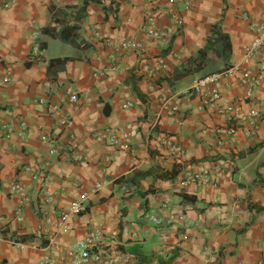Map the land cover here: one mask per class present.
Segmentation results:
<instances>
[{
  "label": "crops",
  "instance_id": "0c3cea01",
  "mask_svg": "<svg viewBox=\"0 0 264 264\" xmlns=\"http://www.w3.org/2000/svg\"><path fill=\"white\" fill-rule=\"evenodd\" d=\"M3 1L0 127L23 122L26 136L7 137L0 129V264H39L56 255L47 249L49 242L72 245L93 226L102 228L106 245L131 255L129 264H264V186L254 184L264 181V72L247 100L237 73L255 37L250 26L264 22V0H192L187 7L88 0L77 47L42 30L53 26L51 7L63 24L84 0H15L7 9ZM149 16L164 34L159 42L145 32ZM218 23L231 44L229 57L210 54L202 69L191 67L189 60ZM127 41L140 49L121 50ZM53 42L73 49L48 55ZM65 58L48 69L50 60ZM259 60L264 64V53ZM250 66L256 68L254 62ZM218 72H226L218 84L221 99L202 108L200 98L188 92L198 79ZM67 85L79 98L72 106ZM126 102L132 107L123 109ZM65 119L69 128L61 125ZM228 127L234 128L231 136L221 132ZM118 129L130 134L131 151L95 139L97 132ZM44 133L56 141V154L40 141ZM71 140L74 150L67 148ZM44 161L50 167L43 188L42 178L33 175ZM213 165L220 166L215 188L181 185L186 170ZM14 180L24 187L25 202L9 194ZM44 189L54 206L44 203ZM83 193L85 210L68 221L67 233L45 224L44 212L61 211ZM153 213L173 221L183 215L184 223L159 228L148 220Z\"/></svg>",
  "mask_w": 264,
  "mask_h": 264
},
{
  "label": "built area",
  "instance_id": "2783aa9c",
  "mask_svg": "<svg viewBox=\"0 0 264 264\" xmlns=\"http://www.w3.org/2000/svg\"><path fill=\"white\" fill-rule=\"evenodd\" d=\"M15 0H4L2 4L3 9L9 8ZM148 4L152 6H158L162 2H166L168 5L173 6L176 4H183L187 7L189 2L192 0H145ZM145 32L148 37L157 40H163L164 34L159 32L154 27V19L149 16L144 22ZM250 29L255 33V37L251 42L244 48L242 63L245 66L242 70H237L236 68L229 69V72L237 70L238 81L241 87L244 88L245 94L244 98L250 99L253 96L256 88L259 84V79L261 74L264 72V64H261L259 58L264 53V22L259 24H254L250 26ZM121 50H139L140 44L137 42H124L121 45ZM38 53V47L33 48V55ZM254 62L256 68L251 67L250 64ZM226 73V72H225ZM222 72L212 73L206 75L196 82L188 92L189 96L199 97L201 100L200 106L202 108H210L216 104L218 100L221 99L220 92L218 90L219 81L225 76ZM10 82L9 78H4L2 83L3 85H8ZM66 102L69 105H75L79 98L78 94L72 89L70 85H67L64 88ZM132 107L131 102H126L122 108L128 109ZM53 108L54 115L60 116V112ZM56 109V110H55ZM231 108H228V110ZM173 112H177V108H172ZM61 125L66 128L70 126V122L65 119L61 121ZM1 131L7 136H16L18 139H23L26 136V125L21 122L18 124V127L13 125L3 124L0 127ZM213 133H218L221 129H213ZM221 132L226 133L227 135L234 134V128L228 127V129H223ZM72 139V137H71ZM95 139L99 142H104L107 145L113 147H119L126 151H131V140L130 134L124 130H114L109 131V133L97 132ZM168 140V138H164ZM40 141L49 146V154L53 155L57 153L56 141L51 137V134L44 133L40 137ZM67 148L74 150V144L71 142L67 143ZM62 149V146H61ZM175 153L181 157L182 151L178 148L173 149ZM77 161H81V156L75 155ZM42 170L37 169V173L33 175V179L38 177L42 178V187H45L46 184V171L50 167L49 162L42 163ZM220 172L219 165H213L212 167H204L199 171L186 170L184 173V178L181 182L183 187H188L190 185H202L216 187L218 184L217 175ZM37 175V176H36ZM43 190V189H42ZM9 194L19 195L22 198V201L25 202L26 193L24 187L18 180H14L9 185ZM44 203L50 206H54L55 200L52 195L48 194V191L44 189ZM88 200V196L83 193L78 199L72 201L67 208L58 211L56 207H52L50 213L44 212L45 224L52 228L55 233L65 234L68 231V221L72 217L80 216L85 210V203ZM161 209H167V206L163 205ZM16 221L22 222L21 209H17L15 212ZM148 220L152 222L156 227H168L171 225L182 226L184 223L183 215L177 217L176 221L171 219H166L157 214H150ZM47 234V231H42L39 235L44 236ZM187 237L184 236L183 240ZM47 249L50 252L56 254L55 256H45L39 264H129L131 261V255L124 253L117 246L106 245L104 243V235L102 228L99 226H93L88 230L85 236L72 245H62L56 244L52 241L49 242Z\"/></svg>",
  "mask_w": 264,
  "mask_h": 264
},
{
  "label": "trees",
  "instance_id": "16d2710c",
  "mask_svg": "<svg viewBox=\"0 0 264 264\" xmlns=\"http://www.w3.org/2000/svg\"><path fill=\"white\" fill-rule=\"evenodd\" d=\"M87 4H88V0H84L82 8L77 9L76 11L72 12L71 20L63 22V24H60L57 18V15L59 12L56 11L54 7H51L53 26L43 29L42 33L48 34L51 37L58 39L65 44H68L74 47L79 46L78 43L76 42L78 39V30H79L78 21L82 18L84 8ZM224 11H225V6L223 8V13ZM65 16L67 17L68 15L65 14L64 17ZM66 17L63 19H66ZM58 25L60 26V28L57 30L56 27ZM39 47L41 49H44L45 46L44 44H40ZM230 52H231V44H230L229 38L227 37V35L221 32L220 23H218L211 27L208 38H207L206 46L198 52L196 58L189 60V65L199 70V69H202L206 65V62L208 61L210 54L224 56L227 58L229 57ZM66 61H68V59L66 58L62 60L52 59L48 62V69L51 68L53 65H60ZM191 67H188L184 71L178 73L176 75V79H179L180 77L187 75V73L191 71ZM254 184L264 186V181L258 180L254 182ZM250 207L251 208L254 207L257 210V212L263 211V208L255 207L254 205H250ZM30 237L34 238V236H30Z\"/></svg>",
  "mask_w": 264,
  "mask_h": 264
},
{
  "label": "rangeland",
  "instance_id": "374dc122",
  "mask_svg": "<svg viewBox=\"0 0 264 264\" xmlns=\"http://www.w3.org/2000/svg\"><path fill=\"white\" fill-rule=\"evenodd\" d=\"M61 48H65L67 50L73 49V47L68 48L66 45H64L60 42H53V43H51L50 49L48 51V55H54V54L60 53Z\"/></svg>",
  "mask_w": 264,
  "mask_h": 264
}]
</instances>
